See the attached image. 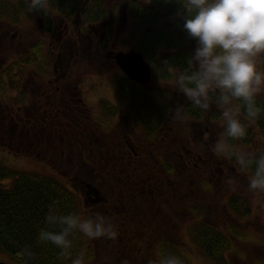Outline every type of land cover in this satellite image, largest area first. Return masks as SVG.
Returning a JSON list of instances; mask_svg holds the SVG:
<instances>
[{
	"label": "trees",
	"instance_id": "1",
	"mask_svg": "<svg viewBox=\"0 0 264 264\" xmlns=\"http://www.w3.org/2000/svg\"><path fill=\"white\" fill-rule=\"evenodd\" d=\"M113 4L110 0H47V10L34 13L43 20L44 34L55 33L54 19L61 18L71 26L80 9L88 22L108 21V29L114 32L119 3ZM127 10L134 20V49L157 72V81L175 84L189 68L197 47L183 28L187 13L182 0H129ZM29 16L24 0H0V21L6 29H21ZM43 47L40 39L21 49L10 39L0 41V151L9 150L50 169L19 171L0 164V257L9 264H71L70 258L60 256L59 249L39 242L47 215L56 208L63 214L99 213L114 224L119 233L115 240L76 237L73 257L83 252L88 264L99 260L101 264H158L159 257L168 254L180 257L183 264H193V254L206 264H232L230 258H236L238 264H263L254 255L248 257L246 248L258 246L251 232L236 226L255 213L251 197L229 191L219 194L220 183L214 178L226 171L221 169L223 162L235 161L192 137L195 122L210 119L223 128L218 109L213 106L202 112L189 102L184 119L175 118L174 123L170 105L165 104L159 113L154 93L148 92L145 98L138 92L135 114L144 131L132 135L126 128L114 126L112 118L95 119L78 91H57L49 83L54 76L53 57L44 55ZM260 65L264 70V60ZM124 80L137 93L135 88L141 86ZM36 86L41 91L32 99ZM141 88L148 89V85ZM258 100L264 105V95ZM225 139L237 149L264 150V114L248 122L244 140ZM63 140L104 179L105 201L93 207L95 213L88 214L80 193L60 173ZM155 147L162 151L188 149V160L195 161L188 178L175 177L176 169L160 152L153 153ZM201 164H209L210 170L198 169ZM241 172L250 174V170ZM197 196L212 199L209 215L196 204ZM168 220L177 226L173 239L159 229ZM26 252L36 255L29 257Z\"/></svg>",
	"mask_w": 264,
	"mask_h": 264
},
{
	"label": "clouds",
	"instance_id": "2",
	"mask_svg": "<svg viewBox=\"0 0 264 264\" xmlns=\"http://www.w3.org/2000/svg\"><path fill=\"white\" fill-rule=\"evenodd\" d=\"M28 13L45 12L47 0H24ZM187 15L183 28L197 42L189 68L175 81L190 104L202 112L213 106L220 111L223 133L213 151L234 160L249 171L248 191L264 193V151L240 150L226 142L241 141L248 135V122L264 114L258 98L264 95V0H182ZM183 108L175 110L184 119ZM247 117V120H245ZM47 226L39 233L41 244H51L71 264H88L86 254L73 257L78 235L88 240H115L119 233L104 215L84 216L61 213L53 208ZM29 257L36 254L26 252ZM158 264H183L180 257L161 255Z\"/></svg>",
	"mask_w": 264,
	"mask_h": 264
},
{
	"label": "rangeland",
	"instance_id": "3",
	"mask_svg": "<svg viewBox=\"0 0 264 264\" xmlns=\"http://www.w3.org/2000/svg\"><path fill=\"white\" fill-rule=\"evenodd\" d=\"M128 1L129 0H110L112 5H114L113 3L115 2L119 3L114 32H109L108 41L103 44H101L99 40L100 33L88 37L84 43V56L79 59L76 68L73 67V69L76 71L75 77L78 75V78H80L79 85H81L83 100L87 108L92 112L93 117L98 120L103 119V117L108 119L112 118L114 126L126 128L132 135H137L144 131L142 121L139 120V117L135 114L134 107L142 93V97H145V94L148 92L154 93L153 97L159 113L162 111L165 104L171 106L170 109H172L173 113H175V110L178 108H183L184 111V108L189 104V101L182 92L175 88L174 83L164 85L157 81V79L154 78L156 77L157 72H153V79L148 85V89L138 87L135 88L137 93L133 92L132 86L129 87V84L124 80V73L117 67L115 61L108 56L111 50H114L116 54L121 51L134 49L133 46L135 43L132 42L131 39L134 20L131 18L127 10ZM36 15L34 12L30 13L29 18L24 20L23 27L17 31L13 30V28L6 29L5 23L0 21V31H5L8 34L7 39L16 34V39L12 41L19 49H21L25 43L31 45L38 39L42 40L44 42V55L54 56L52 71L53 75H55L54 64L57 63L56 57L58 51L54 50L53 45L57 43V38H59L61 29H58V31L52 35L44 34L42 31L44 26L43 20ZM83 17L86 18L85 12L83 13ZM54 20L56 21V24L59 21V19ZM100 29L101 28L97 29L98 32H100ZM83 30L86 31L87 29L84 28ZM92 41L94 46L93 48H89ZM97 46L99 47L98 50L95 49L98 48ZM64 55L65 54H63L62 57L65 58V63L70 61ZM67 55L69 54L67 53ZM59 63L60 62H58V67L60 70L61 64ZM65 69L66 67H63V70ZM53 78H55V76H53ZM145 98L143 100H145ZM206 128H208V131L203 133V139L201 142L208 146H214L221 138L224 129L220 124L218 125V123H214L210 119L198 123H192V137L194 141H198L200 139L198 131H204ZM160 148L163 150L162 147H155L152 151L155 154H159L160 152L163 157L166 158L167 162L173 165L174 171L176 169L175 177L177 176L178 178H181L186 176V178H188V169L192 166L191 163H195V161H191L190 163L188 160V157L191 156L187 154L188 149L185 150L183 148H178L176 150L162 151ZM62 149L64 150V156L61 167L62 172L60 173L70 182L71 187L73 186V188L80 193L84 206L86 210H88V214L95 213L97 209L93 207L97 204L92 205L90 203V199L87 195V185L91 184L99 188L101 194L104 196V185H102L104 179L99 178L89 162L81 159L73 150L71 144L66 140L62 141ZM240 150L264 151L261 147H255L252 149L242 148ZM0 164L19 171H50L45 163L17 157L9 150L0 151ZM201 167L210 170L209 164H201L198 169H202ZM223 168H225L226 171L221 174V178L217 176L214 177L215 180L220 183L219 185L221 189L219 194H224L226 191H229L232 194L251 197V204L255 213L244 220L243 224H236V226L244 233L251 232L250 234L255 239L253 243H257L258 245L256 247L249 245L246 248L248 257L254 255L261 259L264 264V193L253 194L248 191V176L246 173L241 172L240 167L235 162L229 161L228 164L223 162L221 169L224 170ZM10 182L11 181H6L5 183L9 184ZM211 201L212 199L209 196H202L201 199L200 196H197L195 202L206 215H209V204ZM177 214L178 212L176 215ZM179 220L180 219H177V222ZM171 223L175 224V222ZM171 223L169 220L160 223L159 229L164 231V234L168 238L173 239V237H175V231H177V226ZM192 259L193 264H206L201 258H198L196 254H193ZM0 260L8 263L4 257H0ZM234 260H236V258H230L232 264H238V261ZM93 264H101V261L99 260L97 263ZM245 264H249V262L247 261Z\"/></svg>",
	"mask_w": 264,
	"mask_h": 264
},
{
	"label": "flooded vegetation",
	"instance_id": "4",
	"mask_svg": "<svg viewBox=\"0 0 264 264\" xmlns=\"http://www.w3.org/2000/svg\"><path fill=\"white\" fill-rule=\"evenodd\" d=\"M59 21L56 24L55 27V33L58 31V29H61V32L59 33V38H57V43L53 45L54 50L58 51L57 53V63L54 64V73L55 78H53V81H49V83L54 87L56 86V90L59 91L60 88H67L69 91L76 90L78 93L82 94L81 91V85L80 84V78H78V75L76 79H73L75 77V69L77 62L80 58L84 56V43L85 40L88 39L91 35L99 34L100 33V42L103 44L104 42L108 41V34L110 32L109 28V22L108 21H95V22H88L87 19L83 17L82 10L80 9L75 18L72 21V25L69 26L66 24L61 18H58ZM43 26V25H42ZM86 28L87 30L84 31L83 29ZM98 28L100 29V32H98ZM95 35V36H96ZM11 41L16 39V34L12 35L11 38H9ZM4 40L7 41V34L5 32L0 33V41ZM13 43V41H12ZM91 46L89 48H93L94 43H90ZM98 47V46H97ZM96 50L99 49L95 48ZM128 51V50H127ZM67 53L69 55H67ZM68 58L70 61H67L65 63V58L62 57V55ZM67 55V56H66ZM115 51L111 50L109 52V55L114 60ZM54 57V56H53ZM63 58V59H62ZM115 61V60H114ZM58 62L61 64V68L59 70ZM63 67H66L65 70H63ZM60 71V73H59ZM140 85V84H137ZM141 87H144L143 85H140ZM37 88V89H36ZM36 88L32 91V99H36L38 94L40 93L41 89L36 86ZM80 94V95H81ZM45 97V96H44ZM46 98V97H45ZM47 99H50V97H47ZM173 120L175 123V116L174 113H172ZM175 128V127H174ZM205 131H208V128H206L204 131L199 130L200 139L198 142H201L203 139V133Z\"/></svg>",
	"mask_w": 264,
	"mask_h": 264
},
{
	"label": "water",
	"instance_id": "5",
	"mask_svg": "<svg viewBox=\"0 0 264 264\" xmlns=\"http://www.w3.org/2000/svg\"><path fill=\"white\" fill-rule=\"evenodd\" d=\"M116 65L123 71L125 76L132 82L146 86L152 80L153 69L145 60L142 53L136 50L121 51L114 55ZM87 195L92 205L105 201V197L101 194L99 188L88 184ZM94 198H92V197ZM0 264H8L0 260Z\"/></svg>",
	"mask_w": 264,
	"mask_h": 264
}]
</instances>
